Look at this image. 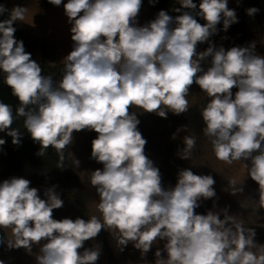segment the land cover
Wrapping results in <instances>:
<instances>
[{
  "label": "clouds",
  "instance_id": "clouds-1",
  "mask_svg": "<svg viewBox=\"0 0 264 264\" xmlns=\"http://www.w3.org/2000/svg\"><path fill=\"white\" fill-rule=\"evenodd\" d=\"M48 2L59 6L62 0ZM178 3L197 9L194 0ZM141 7L142 0H67L64 11L74 43L63 58L61 79L54 82L15 38L14 22L24 21L27 10L16 5L9 11L0 4V15L9 12L0 20V74L19 101L15 115L10 104L0 101V132L19 145L22 133L12 125L24 117V128L40 145L36 155L44 157L51 147L59 154L56 167L63 168L74 132L94 130L98 135L90 158L103 164L90 175L102 218L54 219L53 210L64 206L55 186L45 189L42 199L28 179L0 182V228L11 229L12 237L7 246L32 254L33 245H39L37 264H96L99 245L78 250L103 229L120 251L131 242L142 258L158 241H166L167 257L157 248L155 264H264V245L256 243L254 228H246L226 208L223 218L211 210L195 213L201 199L216 195L211 175L185 168L174 187L162 186L159 168L145 154L140 121L129 111L136 107L161 118L187 113L190 86L199 85L209 98L201 109L202 131L215 157L228 165L250 160L244 168L258 183V202L264 207V56L255 53V42L227 50L210 44L197 52L198 43L209 41L221 21L224 31L238 22L228 0H201L195 15L184 11L172 17L161 9L155 19L136 26ZM245 11L254 17L260 10ZM209 56L210 67L204 70L201 61ZM233 87L238 89L234 98ZM5 143L0 138V145ZM183 143L177 155L190 160L196 138L186 135ZM74 163L79 166L78 159ZM228 182L232 195L243 192L244 182L240 187L236 179Z\"/></svg>",
  "mask_w": 264,
  "mask_h": 264
},
{
  "label": "trees",
  "instance_id": "trees-1",
  "mask_svg": "<svg viewBox=\"0 0 264 264\" xmlns=\"http://www.w3.org/2000/svg\"><path fill=\"white\" fill-rule=\"evenodd\" d=\"M235 2V11L238 18L237 23L229 27L225 37L240 40L234 42L235 46L245 43L243 31L250 29L249 40L255 42V53L264 56V0H242V3ZM201 0H194L197 9L190 10L182 8L178 0H157L150 4L149 0H142V7L136 19V26H144L149 21L156 18L158 12L163 9L170 16L175 17L184 11L199 10ZM67 0H62L61 5L55 6L48 0H0L9 11L16 5L24 7V21L14 22L16 28L15 38L22 40L26 52L31 53V58L37 61L43 70L44 75H50L53 81H59L63 75V58L73 49L71 39V24L65 15L64 4ZM259 8V12L254 17L246 14L249 7ZM228 7L232 9V2L228 0ZM180 8V12L174 11ZM82 14V13H81ZM9 12L0 15V20L8 19ZM195 18L201 24L206 21L199 16ZM174 27V24L172 25ZM223 30V21L217 25V32L209 37V41L198 43L197 52L205 51L211 44L219 48L216 44V37ZM225 50L229 49L224 47ZM211 56L201 61V67L207 70L210 67ZM238 91L233 87V98ZM189 111L180 115L168 112L167 118H161L155 113L144 112L133 107L130 112H135L140 123L138 125L142 136L147 140L145 154L159 168L162 186L165 189L174 187L177 182L178 172L181 169H191L198 175H211L214 180L216 195L209 199H201L199 207L195 209L196 214H207L209 210L220 213L223 218V209L228 210L229 215H235L242 221L246 228H254V237L257 244L264 245V207L259 205V185L247 175L244 163L250 166V160L236 161L231 165L219 161L212 150L210 139L203 134V121L201 109L208 102V97L201 91L199 85L193 83L189 89ZM0 101L10 104L15 110L19 107L18 99L11 94V89L4 84L3 74H0ZM24 117H17L13 128L18 129L21 135L19 145L12 143V137L6 132H0V138L6 143L0 145V182L11 177H23L30 180V187L39 190L42 199H46L45 189L55 186L54 191L59 194L64 201V206L53 210V218L60 220L65 217L75 219L81 217L87 219L92 215L101 217L96 205L99 195L90 184L91 171L103 169V164L98 163L91 157L92 140L98 135L94 130H82L74 132L73 143L64 150L63 168L56 167L59 162V154L53 148L47 149L44 157L36 155L40 145L34 143L30 133L23 126ZM182 126H187L183 130ZM180 128L182 130L177 131ZM176 133V138L172 135ZM194 136L196 146L192 151L190 160L181 159L177 153L184 147V136ZM256 154V153H254ZM79 160L76 167L74 160ZM236 179L237 187L243 183V192L232 195L228 189V180ZM0 237L4 239L0 242V260L4 264H37L36 254L39 252V245H33L32 254L24 248L9 249L6 240L11 239V229L0 228ZM166 241H158L151 250L141 257L131 242L120 251L116 246V241L107 230H101L94 240H88L84 248H93L99 245L101 252L96 264H155V252L157 248L162 250V255L166 258L167 253L163 251ZM256 251V249H253Z\"/></svg>",
  "mask_w": 264,
  "mask_h": 264
},
{
  "label": "rangeland",
  "instance_id": "rangeland-1",
  "mask_svg": "<svg viewBox=\"0 0 264 264\" xmlns=\"http://www.w3.org/2000/svg\"><path fill=\"white\" fill-rule=\"evenodd\" d=\"M231 2H232V9H235V2L233 0H231ZM228 31H229V28H228L227 31L222 30L221 32H219L217 34L216 44L218 46L231 48V47L235 46V44H234L235 41L241 39V37H236L235 39H230V38L227 39L225 37V35L228 33ZM243 34H244V37H245L246 41H245V43H243L241 45H245L246 47H248L250 44L253 43V42H251L249 40V37H250V34H251V30L250 29H245L243 31Z\"/></svg>",
  "mask_w": 264,
  "mask_h": 264
}]
</instances>
